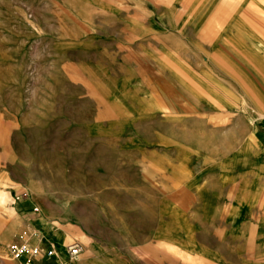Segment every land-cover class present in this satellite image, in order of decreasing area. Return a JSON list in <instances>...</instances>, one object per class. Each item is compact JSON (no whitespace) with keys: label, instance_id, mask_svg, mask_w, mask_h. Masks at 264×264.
<instances>
[{"label":"rangeland","instance_id":"374dc122","mask_svg":"<svg viewBox=\"0 0 264 264\" xmlns=\"http://www.w3.org/2000/svg\"><path fill=\"white\" fill-rule=\"evenodd\" d=\"M117 1L0 0V264L22 257L9 255L12 242L38 246L43 223L42 251L81 247L86 233L117 231L123 216L130 231L149 227L142 189L122 185L145 179L142 165L152 159L163 162L165 137H175L163 116L198 95L195 80L178 79L172 91L124 82L122 40L139 29L113 24L122 20L109 10ZM143 26L142 36H158ZM19 202L33 220L15 210Z\"/></svg>","mask_w":264,"mask_h":264},{"label":"crops","instance_id":"0c3cea01","mask_svg":"<svg viewBox=\"0 0 264 264\" xmlns=\"http://www.w3.org/2000/svg\"><path fill=\"white\" fill-rule=\"evenodd\" d=\"M209 1L119 0L109 9L122 13L113 24L139 29L122 40L124 82L172 91L178 79L195 80L198 96L163 116L175 130L163 162L122 185L142 189L149 227L130 231L123 216L117 231L86 233L78 259L56 245L33 264H264V5ZM142 5L162 18L142 20ZM142 23L158 36H142ZM15 210L34 219L24 203ZM41 227L38 246L48 236Z\"/></svg>","mask_w":264,"mask_h":264},{"label":"built area","instance_id":"2783aa9c","mask_svg":"<svg viewBox=\"0 0 264 264\" xmlns=\"http://www.w3.org/2000/svg\"><path fill=\"white\" fill-rule=\"evenodd\" d=\"M260 124L261 127L264 129V116L262 117ZM9 250L11 255L15 256L16 258H20L21 256L25 255V259L21 262V264H32L33 257L38 256L42 253H45L46 255L54 254V248L52 247H49L48 249L42 251L41 247L31 246L27 245L26 243L18 242L10 243ZM80 250L81 247L78 242H71L66 245L67 254L71 258L77 257Z\"/></svg>","mask_w":264,"mask_h":264}]
</instances>
